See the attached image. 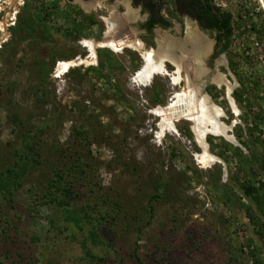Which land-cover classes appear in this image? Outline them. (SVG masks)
<instances>
[{"label":"rangeland","instance_id":"374dc122","mask_svg":"<svg viewBox=\"0 0 264 264\" xmlns=\"http://www.w3.org/2000/svg\"><path fill=\"white\" fill-rule=\"evenodd\" d=\"M94 1L0 0V264H264V63L242 51L254 36L264 55L261 0H216L232 18L226 53L176 85L164 59L146 87L134 76L159 34L129 0ZM117 18L139 51L99 47ZM192 88L237 144L205 135L207 168L192 121L157 138L150 113Z\"/></svg>","mask_w":264,"mask_h":264},{"label":"bare ground","instance_id":"6f19581e","mask_svg":"<svg viewBox=\"0 0 264 264\" xmlns=\"http://www.w3.org/2000/svg\"><path fill=\"white\" fill-rule=\"evenodd\" d=\"M262 5L264 7L263 1L261 0ZM129 13V12H128ZM113 23V21H112ZM106 24L108 27V33L113 29L115 25H112L106 20ZM120 25V23H117ZM116 24V25H117ZM116 27V26H115ZM113 31V30H112ZM119 32V31H118ZM197 34V33H196ZM115 35V34H113ZM110 37V39H105L103 42L99 44V47H104L110 49L113 53L120 54L123 52L125 48H130L134 50H139L141 47V43L137 41L136 39H123V40H115L113 36ZM197 36V35H196ZM195 36V38H196ZM127 37V36H126ZM190 37V36H189ZM194 37V36H192ZM120 39V38H119ZM191 39V37H190ZM193 40V39H192ZM200 40V39H199ZM187 41V40H186ZM185 41V42H186ZM196 41V40H195ZM192 41L193 47L195 50L197 47L195 44H198L197 41ZM189 43V42H188ZM168 44V45H167ZM165 47L161 48L159 52L154 51H147L145 53H140V56L143 60V65L139 68V70L136 72L134 76V82L138 84L139 86L146 87L151 83V80L155 75H166L167 72L164 70V66H162V61L164 59L172 60L176 65V76H172V84L176 85L180 81L179 71L181 69H185L186 73L188 74L189 79H191L192 74H196V77L202 74L203 69L201 67V58L203 55L206 54L207 49L201 46V49L195 51H186L184 47L179 45L180 50V56L174 57L172 56L171 47L172 43H167ZM206 45H208L206 43ZM83 48H87L90 56H94V43L89 40H83L82 41ZM176 45H174L175 47ZM177 47V46H176ZM175 47V49H176ZM194 48H192L194 50ZM204 48V49H203ZM159 50V49H158ZM192 54V58H189ZM88 59V58H87ZM79 60V59H78ZM190 60L191 66H185L183 65L184 61ZM193 61L195 65L197 66V71L194 69L195 66H193ZM75 61H68V62H59L56 69H55V76L60 77L68 72L70 67L73 66ZM195 73H194V70ZM204 73V72H203ZM175 74V72H174ZM195 76V75H194ZM213 81H215L217 84H225L227 87V99L230 105V109L232 110V113L238 115L235 116L236 118L240 115L239 110L237 109L235 103L233 104L232 100L229 97V91L231 87L229 84L225 82L223 77H221L219 74L213 76ZM154 116L161 118L160 123V132L158 133L157 138H161L165 133H174L176 132L175 122L179 119H187L189 121L193 122V130L195 132L197 141L202 145V153L195 154L196 162L204 167H209L213 162H215V158L210 156L203 143V138L207 134H213L224 137L226 140L232 142L235 144V141L231 135L228 134V127L226 128L223 126L217 118L221 114L220 111L211 105L208 98L205 96H200L198 94V91L194 88L184 91L179 94H175L173 97V102L169 104L167 108H155L152 112Z\"/></svg>","mask_w":264,"mask_h":264},{"label":"flooded vegetation","instance_id":"af4514ba","mask_svg":"<svg viewBox=\"0 0 264 264\" xmlns=\"http://www.w3.org/2000/svg\"><path fill=\"white\" fill-rule=\"evenodd\" d=\"M64 1L70 4L75 3L86 8L93 7V5L94 7H98L97 1L94 0ZM102 1L111 4L115 0ZM129 5L130 7H138L140 9L139 17L144 15V18L139 23L140 30L148 35L158 33L161 39L158 41L160 49L165 47L167 43H172L171 52L174 57L180 53L178 49L179 45H181L180 43H184V48L190 52H196L199 48L201 49V46L205 49L208 48L206 55H209L211 59L226 53L224 50L226 45L224 24L227 19L226 13L228 12L224 11L216 0H129ZM107 21L116 27L114 26L113 31L111 30L110 33L107 31L106 39H110L113 34H115L113 36H115L114 39L116 38L115 40L117 41L127 39H119L121 33L124 31L118 32L121 27L120 18ZM117 23H120V25ZM128 37L131 36L128 35ZM136 40L139 41L138 39ZM195 40L198 43L195 44L197 47L196 50L192 43L190 44V42ZM174 45L177 46H175L176 49Z\"/></svg>","mask_w":264,"mask_h":264},{"label":"built area","instance_id":"2783aa9c","mask_svg":"<svg viewBox=\"0 0 264 264\" xmlns=\"http://www.w3.org/2000/svg\"><path fill=\"white\" fill-rule=\"evenodd\" d=\"M231 33H232V24H231ZM250 41H251L250 42V48H251L250 50L251 51L249 49H247L246 47H243L242 51L244 52V55L251 56L252 51H255L254 52L255 59L257 61H259V63L263 64L264 63V55H263V52L261 51V45L259 44L256 37H254V36L250 37Z\"/></svg>","mask_w":264,"mask_h":264},{"label":"trees","instance_id":"16d2710c","mask_svg":"<svg viewBox=\"0 0 264 264\" xmlns=\"http://www.w3.org/2000/svg\"><path fill=\"white\" fill-rule=\"evenodd\" d=\"M227 19L225 20L224 24V30H225V38H226V45L224 47V50L227 51L230 47L231 43V15L230 13H226Z\"/></svg>","mask_w":264,"mask_h":264},{"label":"water","instance_id":"95a60500","mask_svg":"<svg viewBox=\"0 0 264 264\" xmlns=\"http://www.w3.org/2000/svg\"><path fill=\"white\" fill-rule=\"evenodd\" d=\"M262 1H263V4H264V0H262ZM180 44H181L182 47L185 46L184 43H180ZM183 63H184L183 65H185V66H186V65H187V66H191V65H190V64H191V63H190V60H188V61L186 60V61H184Z\"/></svg>","mask_w":264,"mask_h":264},{"label":"crops","instance_id":"0c3cea01","mask_svg":"<svg viewBox=\"0 0 264 264\" xmlns=\"http://www.w3.org/2000/svg\"><path fill=\"white\" fill-rule=\"evenodd\" d=\"M191 58V57H190ZM231 100H232V98H231ZM232 102H233V100H232ZM233 104H234V102H233ZM234 139V138H233ZM235 144H236V142H235ZM237 145V144H236Z\"/></svg>","mask_w":264,"mask_h":264}]
</instances>
